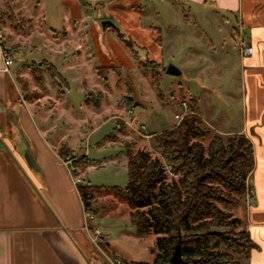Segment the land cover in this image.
Returning <instances> with one entry per match:
<instances>
[{
	"label": "rangeland",
	"instance_id": "374dc122",
	"mask_svg": "<svg viewBox=\"0 0 264 264\" xmlns=\"http://www.w3.org/2000/svg\"><path fill=\"white\" fill-rule=\"evenodd\" d=\"M38 1L0 0V13L9 5L16 15L0 17L2 41L28 76L20 77L24 97L48 117L56 129L53 137L63 134L74 179L101 187L90 200L96 212L87 216L91 247L86 252L98 262L153 264L155 234L135 235L129 207L113 188L127 183L125 149L142 148L160 157L154 136L175 126L193 102L213 132L240 133L245 107L238 15L216 3L106 0L88 6L92 20L85 40V28L69 26L63 12L54 11L53 0L46 3V16L38 11ZM47 58L59 68V77L51 75ZM170 64L180 72L166 73ZM87 93L97 106L85 102ZM49 138L58 154L62 143ZM244 192L231 209L234 216L235 208L252 200L249 178ZM97 227L101 235L94 233ZM115 254L122 260L117 262ZM241 263L247 264L244 258Z\"/></svg>",
	"mask_w": 264,
	"mask_h": 264
},
{
	"label": "crops",
	"instance_id": "0c3cea01",
	"mask_svg": "<svg viewBox=\"0 0 264 264\" xmlns=\"http://www.w3.org/2000/svg\"><path fill=\"white\" fill-rule=\"evenodd\" d=\"M53 1L54 11L63 12L67 19L63 14L62 18L69 22V26L85 28L82 36L86 40V24L92 20L87 9L96 8V3L106 0ZM132 1L137 3L139 0ZM172 1L182 5L216 3L220 9L234 10L242 36L237 44L247 43L252 47L253 53L248 56L242 57L239 51L245 116L244 125L237 131L248 136L252 142L255 165L248 178L253 196L247 207L239 206L233 213L244 221L257 245L252 248L246 263L264 264V0ZM46 3L48 0L36 3L43 16L47 15ZM187 7L190 13L192 5ZM3 45L2 41L0 264H114L107 258L93 261L91 254L86 252L91 247V226L76 188L78 183L74 182L67 164L53 152L49 138L52 137L58 144L63 143V134L53 137L56 129L50 126L48 117L36 111L34 103L24 97L20 77L28 76L18 61L13 59L8 70L3 71ZM34 60L32 58L31 62ZM48 60L54 65L52 59ZM56 71L59 73V68ZM94 231L96 233V229ZM98 233H102L100 228ZM114 258L117 262L122 260L117 254Z\"/></svg>",
	"mask_w": 264,
	"mask_h": 264
},
{
	"label": "trees",
	"instance_id": "16d2710c",
	"mask_svg": "<svg viewBox=\"0 0 264 264\" xmlns=\"http://www.w3.org/2000/svg\"><path fill=\"white\" fill-rule=\"evenodd\" d=\"M7 8L0 17H16ZM40 64L32 69L34 76ZM48 68L59 77L54 65ZM84 98L87 104L98 105L88 93ZM193 103L175 126L154 136L160 157L126 147L127 183L113 188L129 207L135 235L155 234L153 264H171L178 243L182 256L178 264H242L241 258L247 261L257 245L231 209L244 195L255 165L252 142L242 133L213 132L195 113ZM68 151L63 142L57 153L63 160ZM97 188L101 187L87 180L77 184L87 214L96 212L90 200Z\"/></svg>",
	"mask_w": 264,
	"mask_h": 264
},
{
	"label": "built area",
	"instance_id": "2783aa9c",
	"mask_svg": "<svg viewBox=\"0 0 264 264\" xmlns=\"http://www.w3.org/2000/svg\"><path fill=\"white\" fill-rule=\"evenodd\" d=\"M2 40H3V33L0 30V44L2 43ZM239 51H240V54L242 57L251 55L253 53L251 45H249L247 43L241 44ZM2 58H3V71L4 70L7 71L8 68L10 67V65H12V63H13V59L10 57V55L7 51V48L5 46H3V49H2ZM176 117H179V114H176ZM180 118H182V116ZM63 161L65 164H67L69 170H71L72 172L75 170L74 164L72 162L73 159H71L70 156L64 157ZM74 182L77 183V180H74ZM85 215H86V217L88 216L87 213H85ZM89 217H87V218H89ZM96 233H98V229H96Z\"/></svg>",
	"mask_w": 264,
	"mask_h": 264
},
{
	"label": "water",
	"instance_id": "95a60500",
	"mask_svg": "<svg viewBox=\"0 0 264 264\" xmlns=\"http://www.w3.org/2000/svg\"><path fill=\"white\" fill-rule=\"evenodd\" d=\"M105 24H108L110 25V23L108 21H105L103 23V25ZM180 70L179 68L173 66V65H168L167 68H166V73L168 74H176V73H179ZM182 256H181V251H179V243L175 245L174 249H173V253L170 257V263L171 264H178L180 263V260H181Z\"/></svg>",
	"mask_w": 264,
	"mask_h": 264
}]
</instances>
